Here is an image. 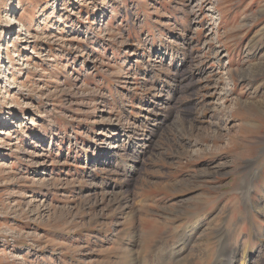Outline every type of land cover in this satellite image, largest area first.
<instances>
[{
  "label": "rangeland",
  "instance_id": "obj_1",
  "mask_svg": "<svg viewBox=\"0 0 264 264\" xmlns=\"http://www.w3.org/2000/svg\"><path fill=\"white\" fill-rule=\"evenodd\" d=\"M262 63L264 0H0V264H264Z\"/></svg>",
  "mask_w": 264,
  "mask_h": 264
},
{
  "label": "bare ground",
  "instance_id": "obj_2",
  "mask_svg": "<svg viewBox=\"0 0 264 264\" xmlns=\"http://www.w3.org/2000/svg\"><path fill=\"white\" fill-rule=\"evenodd\" d=\"M263 34V33H262ZM262 58V57H261ZM260 68L262 69V70H264V63H262V65L260 66ZM263 106H264V104H263ZM113 148H114V146H112ZM248 190V189H247ZM246 196V195H245ZM228 229L226 228V230L225 231H227ZM224 231V230H223ZM200 232V231H199ZM202 232V231H201ZM204 233V232H203ZM229 233V232H228ZM201 235V234H200ZM223 235V234H222ZM227 235V234H226ZM225 235V236H226ZM189 236V235H188ZM224 235H223V237H220V239L222 238L223 240H224V237H225ZM181 242V241H180ZM225 245V244H224ZM224 245H223V248H221L220 250H223V252L222 253H218V255H217V259H218V262H222V261H220V256H224L223 258H226L225 256H227V264H248V257H249V251H248V249L246 248V246H245V248H243V249H236V248H234V247H232V249H230V251H227V249L226 248H224ZM199 246V245H198ZM229 250V249H228ZM205 251V250H204ZM227 251V252H226ZM173 252V251H172ZM171 252V253H172ZM138 253V252H137ZM168 253V252H167ZM170 253V252H169ZM204 253V252H203ZM228 255H227V254ZM238 253H240V256H239V258L238 259H236V260H234V262H232L233 261V259H235V256L238 254ZM172 254H174V253H172ZM181 254H183V253H181ZM200 254V253H199ZM136 255V254H135ZM178 255V254H177ZM205 255V254H204ZM165 256V255H164ZM179 256V255H178ZM167 257V256H166ZM174 258V257H173ZM176 258H177V256H176ZM130 259V258H129ZM167 259H168V257H167ZM175 259V258H174ZM178 260H179V258H178ZM178 260H176L177 261V263H178ZM131 263L130 264H140V261H139V257H131ZM225 264V263H224Z\"/></svg>",
  "mask_w": 264,
  "mask_h": 264
}]
</instances>
